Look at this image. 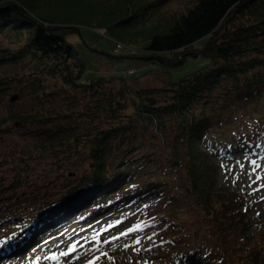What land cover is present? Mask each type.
<instances>
[{"label": "trees", "instance_id": "16d2710c", "mask_svg": "<svg viewBox=\"0 0 264 264\" xmlns=\"http://www.w3.org/2000/svg\"><path fill=\"white\" fill-rule=\"evenodd\" d=\"M167 1L0 0V105L16 83L14 94L25 89L32 101L0 114V132L13 122L34 139L0 159V264L150 202L159 223L150 245H167L153 246L144 264H213L227 251L238 264H264V231L247 233L240 201L211 189L208 160L264 147V0L154 9ZM79 25L126 44L123 56L170 65L206 37L211 63L161 85L112 75L81 82L84 60L65 36ZM69 167L76 174L66 177ZM113 254L99 264H125Z\"/></svg>", "mask_w": 264, "mask_h": 264}, {"label": "rangeland", "instance_id": "374dc122", "mask_svg": "<svg viewBox=\"0 0 264 264\" xmlns=\"http://www.w3.org/2000/svg\"><path fill=\"white\" fill-rule=\"evenodd\" d=\"M189 1L169 0L154 9L161 12L175 11L184 7ZM59 2L63 3L65 0H53L54 4ZM65 36L73 43L84 60V69L79 77L81 82H89L100 76L109 77L112 75L114 77L126 76L133 87L161 85L169 76L172 79H178L190 70L211 63V60L201 52L207 42L206 37L197 39L190 47L196 53L187 54L182 62L170 65L151 58L123 56L126 54V49L119 53L114 52V39L104 33L101 28L79 25L69 29ZM134 45L131 44V47ZM116 84L117 82H115ZM14 93H18L17 83L12 85L3 96L0 105L1 115L6 114L9 110L17 111V109L30 108L31 97L26 94L25 89H22V96L10 100V96ZM259 114L264 118V109L259 110ZM7 125L10 127H8L9 130L0 132V159L7 157L12 160L17 157V149H25L34 139L24 133L26 125L17 126V123L13 122ZM256 150V153H250L247 150H234L229 156L210 155L208 158L210 166H213L211 167L213 178L211 189L215 192L228 194L240 201L238 204L246 211L243 221L247 222V233L249 234L264 231V147L259 146ZM245 156L247 159L244 158ZM253 160L256 161V165L251 163ZM241 163L244 165L243 168L240 167ZM66 165L79 166L77 164ZM73 168L65 169L66 177L76 174L73 172ZM254 168L255 171H253ZM177 185L178 189L182 188L180 183ZM156 205L150 202L148 205L142 204L129 211L117 212L91 223L89 226L73 229L50 238L47 243L37 246L20 259L7 262L1 260V262H4L2 264H88L89 261H95V264H99L105 261V257L109 259L112 256L100 257L101 255L114 252V254H118L119 261L125 260V264L127 262L144 264L139 259L144 257L154 246L150 245L154 242L150 239V233L155 231L153 228L159 226L158 221L153 219L156 217L154 210ZM151 221H155L158 225L151 227ZM197 222L206 228L207 222L199 213H197ZM136 225L141 226L139 231H133L110 244L103 243L104 240H111L112 236H119L121 232H126ZM137 238L140 240L138 244L134 243ZM209 239L215 242L214 239L210 237ZM73 245H75V251L70 252L68 256L59 255L62 251H69ZM166 245V242H159L154 247L166 249ZM53 253L59 258L55 260L44 258L51 257ZM96 257H99V260H96ZM111 262L116 264L114 261ZM213 264L238 263L227 251L223 255L216 254Z\"/></svg>", "mask_w": 264, "mask_h": 264}, {"label": "snow or ice", "instance_id": "6c2138e0", "mask_svg": "<svg viewBox=\"0 0 264 264\" xmlns=\"http://www.w3.org/2000/svg\"><path fill=\"white\" fill-rule=\"evenodd\" d=\"M244 158L247 159V156H245ZM251 163H252L253 165H256V161H255V160L251 161ZM240 167L243 168L244 165L241 163V164H240ZM257 167H259V166L257 165ZM253 171H255V168L253 169ZM257 179H259V177H257ZM140 228H141L140 225H136L134 228H129L126 232H121V233L119 234V236H112V237H111V240H104L103 243H105V244H110L112 241L118 240L120 237H122V236H126V235H128L129 233H131V232H133V231H139ZM7 239L10 240L11 237H9V238H7ZM6 242H7V240H0V245L5 244ZM134 243H137V244H138V243H140V240L137 238V239L134 241ZM73 251H75V245H73V246L69 249V251H62L59 255H60V256H68L69 253H70V252H73ZM104 255H107V254L104 253ZM44 258H45V259H54V260H55V259H58L59 257H58L55 253H53V254L51 255V257H44ZM95 259H96V260H99V257H96ZM88 264H95V261H89Z\"/></svg>", "mask_w": 264, "mask_h": 264}, {"label": "built area", "instance_id": "2783aa9c", "mask_svg": "<svg viewBox=\"0 0 264 264\" xmlns=\"http://www.w3.org/2000/svg\"><path fill=\"white\" fill-rule=\"evenodd\" d=\"M124 47H127V45L122 43V42H120V41H115V46H114V51L115 52H119Z\"/></svg>", "mask_w": 264, "mask_h": 264}, {"label": "water", "instance_id": "95a60500", "mask_svg": "<svg viewBox=\"0 0 264 264\" xmlns=\"http://www.w3.org/2000/svg\"><path fill=\"white\" fill-rule=\"evenodd\" d=\"M16 97H17L16 94H12V95L10 96V99H11V100H14V99H16Z\"/></svg>", "mask_w": 264, "mask_h": 264}]
</instances>
